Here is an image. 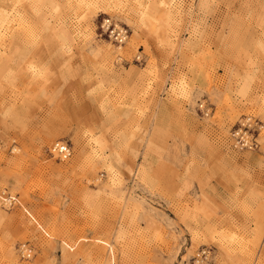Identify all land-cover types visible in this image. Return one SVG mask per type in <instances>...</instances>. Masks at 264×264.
<instances>
[{
  "label": "rangeland",
  "instance_id": "374dc122",
  "mask_svg": "<svg viewBox=\"0 0 264 264\" xmlns=\"http://www.w3.org/2000/svg\"><path fill=\"white\" fill-rule=\"evenodd\" d=\"M0 13V264H264V0Z\"/></svg>",
  "mask_w": 264,
  "mask_h": 264
},
{
  "label": "built area",
  "instance_id": "2783aa9c",
  "mask_svg": "<svg viewBox=\"0 0 264 264\" xmlns=\"http://www.w3.org/2000/svg\"><path fill=\"white\" fill-rule=\"evenodd\" d=\"M100 29L104 35H108L110 38L113 37L116 40V42H118V39H120L121 33L119 32V29H117V26L112 23L111 19L104 20L100 25ZM242 126L246 127L245 125H242ZM234 141H235L234 148L242 150V151H245V150L254 151L259 148L257 139L252 138L250 135H248V133H245L242 128L238 130V132L235 134ZM53 149H54L53 151L57 153L56 155L58 156V159L61 161H67L72 158V154H73L72 148L67 142H59L54 146ZM53 153L52 151L49 150L50 155H53ZM2 203L4 206L8 207L9 209L10 208L12 209L16 206L17 200L16 198L12 196H8L4 198ZM28 246H29L28 244H24L23 249H26V247ZM29 251L32 253L33 249L31 248L29 249ZM20 252L25 258L27 259L30 258L29 256L30 254H28L26 251L22 252V249H20ZM206 260H207L206 257L205 259H202L200 257L195 261V264H204Z\"/></svg>",
  "mask_w": 264,
  "mask_h": 264
},
{
  "label": "bare ground",
  "instance_id": "6f19581e",
  "mask_svg": "<svg viewBox=\"0 0 264 264\" xmlns=\"http://www.w3.org/2000/svg\"><path fill=\"white\" fill-rule=\"evenodd\" d=\"M5 18H7V16L6 15H4V14H2V13H0V27L1 26H3V22L2 21H6V19ZM117 29H119V32L121 33L120 35V39H118V42H116V40L113 38V37H111L110 38V40L111 41H113L114 43H116V44H118V45H123L124 43H125V41H126V39L128 38V36L127 35H124V34H127V33H124V32H128L126 29H124V28H121V27H119V26H117ZM123 34V35H122ZM249 121V120H248ZM248 123V122H247ZM59 143V142H58ZM57 143H55L53 146H52V148L51 149H49L50 151H52V153L54 152L53 150V148H54V146L56 145ZM248 151H250V150H248ZM57 153H53V155H51L53 158H57L58 159V156L56 155ZM73 155V154H72ZM61 161V160H60ZM21 249H22V252L23 251H26L28 254H30V251H29V249L26 247V249H23V246L21 247ZM27 254V255H28ZM30 256V258H31V255H29Z\"/></svg>",
  "mask_w": 264,
  "mask_h": 264
}]
</instances>
